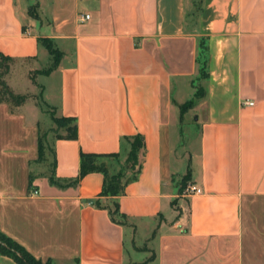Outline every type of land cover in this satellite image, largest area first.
Returning a JSON list of instances; mask_svg holds the SVG:
<instances>
[{"label":"crops","instance_id":"0c3cea01","mask_svg":"<svg viewBox=\"0 0 264 264\" xmlns=\"http://www.w3.org/2000/svg\"><path fill=\"white\" fill-rule=\"evenodd\" d=\"M196 4L0 0V53L40 65L51 58L40 40L52 41L62 58L44 76L57 75V88L49 95L42 84V95L75 124V139L52 143L50 175H32L46 162L38 152L44 113L0 103V232L36 260L264 264V0H202L197 19ZM201 37L208 77L185 123L179 107L188 88L195 94ZM25 70L13 73L12 89L27 83ZM184 126L193 129L187 160L178 156ZM137 135L141 171L123 195L100 197L101 173L73 184L81 153L122 154ZM187 173L201 194L176 185ZM113 201L115 221L105 208ZM0 264L17 263L0 254Z\"/></svg>","mask_w":264,"mask_h":264},{"label":"trees","instance_id":"16d2710c","mask_svg":"<svg viewBox=\"0 0 264 264\" xmlns=\"http://www.w3.org/2000/svg\"><path fill=\"white\" fill-rule=\"evenodd\" d=\"M202 0H197L196 10L192 14L193 18L197 19V13L201 8ZM196 20H194L195 22ZM40 43L48 51L50 57L52 58V66L43 75L48 76L52 71H54L62 58V53L54 46V43L47 39H41ZM15 62L14 59L4 56L0 53V68L5 69L6 72L9 70V65ZM197 73L199 79H206L208 77V45L207 39L204 37L198 40V51H197ZM195 95L194 100L190 101L189 106L193 105L197 97H203L204 92L200 86H194ZM26 97L22 95L15 94L8 85L0 80V103H5L9 106V110L13 112L16 108L23 106L27 101ZM181 115L185 111L183 106H180ZM52 121L57 124L58 128H64L65 136H57L55 139H75V124L73 119L63 118V117H53ZM127 151L123 148L122 154H80V169L79 176L73 181V184L77 183L80 178L91 174V173H101L103 175V185L100 193V197H110L115 198L123 195L125 186L134 181L141 171V165L139 163V153L144 147L143 137L140 135L135 136L132 140H126ZM123 147V143H122ZM43 144L42 137L39 134L38 137V152L39 159L43 158ZM52 154L54 151L52 150ZM122 156H125V160L121 168L117 172H113L114 162H118ZM52 166L54 167V155ZM188 180V173L185 175ZM98 207H104L99 202H96ZM113 221H115V216L119 215L118 203L113 201L111 207H105ZM0 254L12 259L17 264H51L49 261L42 263L36 260L31 254H29L22 246L17 244L15 241L0 232Z\"/></svg>","mask_w":264,"mask_h":264},{"label":"rangeland","instance_id":"374dc122","mask_svg":"<svg viewBox=\"0 0 264 264\" xmlns=\"http://www.w3.org/2000/svg\"><path fill=\"white\" fill-rule=\"evenodd\" d=\"M25 66H26L25 77L27 79V83L23 84L20 88H17L16 90L12 89V87L9 86L10 85L9 83H13V80H14L13 79L14 77H12L13 73L18 68L25 67ZM28 66L30 69H27ZM51 66H52V58L49 59L48 57L44 61H42L40 65H34V63L29 62V61L27 62L15 61L9 65L8 72H6L5 69L0 68V80H3L15 94L25 96L27 99L26 100L27 102L25 104L30 103V105L36 106L42 113H44L40 115L41 119L39 121V124H40V135L42 137V144L44 147L43 148V158L46 159V162L40 163V166L36 168L33 167L32 175H38V174L50 175L51 160H52V156H51L52 143L57 136L66 135V133L64 132V128H58L57 124H55L52 121V118L58 117V115L55 109L51 106L52 104L50 105L46 103L42 95V87H43L42 84H45L47 85L48 94L49 95L54 94L55 96V91L57 88V81H58L57 75L52 74L49 77H45L43 75V73L49 70ZM203 80L204 79H199L197 76L194 80L191 81V85L200 86ZM15 82L21 83L22 81L20 79H16ZM18 91L20 93H18ZM193 94H194V90L192 88H188L183 98H181V100L186 101L185 103L180 104V106L184 107L182 111H185L184 113L187 112L185 115L183 113L185 123L193 122L197 114V111L193 107L197 105L198 102L202 99V96L197 97L193 105L189 106L188 103L194 100V99L189 100L193 97ZM183 131H184L182 133L183 141H186L189 138V136L193 135V129L188 126H184ZM188 150H189V144H188V141H186L185 145H182L181 147H179L178 156L186 159L187 158L186 153ZM124 160H125V156H122V158L118 162H114L113 164H111L113 166L112 168L113 172H117L119 168H121V166L124 163ZM174 179H175L174 182L176 183V185L180 186V190L185 191V189L188 186L187 177H185V175H182V174H177L175 175Z\"/></svg>","mask_w":264,"mask_h":264},{"label":"built area","instance_id":"2783aa9c","mask_svg":"<svg viewBox=\"0 0 264 264\" xmlns=\"http://www.w3.org/2000/svg\"><path fill=\"white\" fill-rule=\"evenodd\" d=\"M89 18V16H84V19H88ZM246 105H249V106H252L253 105V102H246L245 103ZM185 193L186 194H189V195H191V194H201L202 193V190L199 188V187H197V186H194V185H189L186 189H185ZM35 194H36V192H35Z\"/></svg>","mask_w":264,"mask_h":264}]
</instances>
